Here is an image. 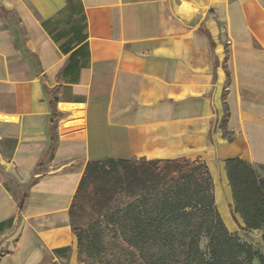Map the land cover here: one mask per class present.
I'll return each instance as SVG.
<instances>
[{
  "label": "crops",
  "instance_id": "0c3cea01",
  "mask_svg": "<svg viewBox=\"0 0 264 264\" xmlns=\"http://www.w3.org/2000/svg\"><path fill=\"white\" fill-rule=\"evenodd\" d=\"M177 157L243 227L225 160L264 165V0H0V264H83L68 212L86 163Z\"/></svg>",
  "mask_w": 264,
  "mask_h": 264
},
{
  "label": "trees",
  "instance_id": "16d2710c",
  "mask_svg": "<svg viewBox=\"0 0 264 264\" xmlns=\"http://www.w3.org/2000/svg\"><path fill=\"white\" fill-rule=\"evenodd\" d=\"M65 51L66 49L63 48ZM215 67L216 57L214 53ZM225 93L223 92V99ZM56 97L49 100L51 147L55 142L54 123ZM221 122L223 135L230 139L226 128L227 108ZM208 138L215 125L210 120ZM107 162V163H104ZM111 163L114 171H103ZM93 167V168H91ZM98 174L99 181L109 180L93 191V205L99 206L94 217L84 221L78 212L80 198L88 187L90 173ZM120 169H119V168ZM264 172V165L258 164ZM42 163L35 173L41 177ZM225 171L232 191L233 208L244 226L245 235L258 231L264 244V174L258 176L251 163L239 158L225 160ZM36 178L31 179L34 182ZM116 198L125 202L114 205ZM19 216L26 197L18 199ZM91 206H88V210ZM69 224L76 239L77 262L83 264H251L263 256L250 243L230 232L221 218L213 195V183L207 165L200 160L183 157L172 159H107L86 164L69 207ZM10 221L0 223V232ZM68 246L54 248L52 253L64 261L69 256ZM48 264H58L51 261Z\"/></svg>",
  "mask_w": 264,
  "mask_h": 264
},
{
  "label": "rangeland",
  "instance_id": "374dc122",
  "mask_svg": "<svg viewBox=\"0 0 264 264\" xmlns=\"http://www.w3.org/2000/svg\"><path fill=\"white\" fill-rule=\"evenodd\" d=\"M104 163H107V162H104ZM252 166L256 170V173L258 176H263L264 172L262 169L258 168V164H252ZM91 168H93V167H91ZM100 168L103 169V171H105V172L115 170V166L111 163H108L105 167H104V165H102V166H100ZM84 170H85V168H84ZM95 170H97L96 167L94 168L92 173H90L88 187H87V189L84 190L82 198H80V203H81L82 207L87 206V210H82V211L78 212V217L84 221L88 220L91 217H94L93 212L95 210H97L99 207V206L93 205V203H94L93 202L94 201L93 191L96 188H98L99 185H101V184L104 185L105 183H106L105 185H108V183H109V180L107 178L102 179L104 184L102 183V181L100 182L99 177H97L98 174L94 172ZM121 202H125L124 199L115 197L113 204L119 205ZM88 206H91L90 210H88ZM232 233H237L242 241L250 243L252 248L254 250H257L264 258V244L260 240V233L258 234L259 237H254L253 235L245 236L239 230L232 232ZM50 258H51L50 254L45 255L43 263L47 262ZM58 264H65V263L64 262H60V263L58 262ZM251 264H260V262L258 259H254Z\"/></svg>",
  "mask_w": 264,
  "mask_h": 264
}]
</instances>
